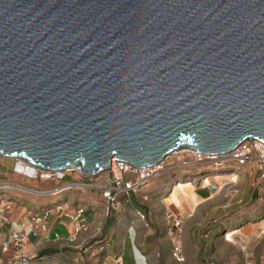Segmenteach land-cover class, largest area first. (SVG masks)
<instances>
[{
  "label": "water",
  "instance_id": "water-1",
  "mask_svg": "<svg viewBox=\"0 0 264 264\" xmlns=\"http://www.w3.org/2000/svg\"><path fill=\"white\" fill-rule=\"evenodd\" d=\"M264 145V0H0V156L95 175Z\"/></svg>",
  "mask_w": 264,
  "mask_h": 264
},
{
  "label": "crops",
  "instance_id": "crops-1",
  "mask_svg": "<svg viewBox=\"0 0 264 264\" xmlns=\"http://www.w3.org/2000/svg\"><path fill=\"white\" fill-rule=\"evenodd\" d=\"M6 159L0 156V181L18 180L12 173L16 161L9 170ZM44 184L42 188L48 185ZM176 186L147 187L130 193L120 198L119 204L107 215L104 214L106 203L96 191L62 192L45 197L11 193L8 198L17 202L7 213V223L0 227V241L8 238L10 223L26 228L29 214L58 206L61 210L49 216L46 231L25 239L23 250L37 257L31 264H114L116 256L120 257L121 264H257L264 248V225L261 224L264 196L258 201L254 191L247 188L235 198L224 194L229 198L220 201L219 192L206 194L202 191L203 185L196 192L191 188L193 198L176 192L174 202L171 197ZM79 207L84 209L83 228L76 234V241L91 244L104 239L106 243L103 250L93 255L67 246L72 225L60 212L69 213ZM137 213L143 215L142 220ZM168 213L179 220L177 228L166 218ZM174 246H178L179 260L173 255ZM8 254L0 252V264L6 262Z\"/></svg>",
  "mask_w": 264,
  "mask_h": 264
},
{
  "label": "built area",
  "instance_id": "built-area-1",
  "mask_svg": "<svg viewBox=\"0 0 264 264\" xmlns=\"http://www.w3.org/2000/svg\"><path fill=\"white\" fill-rule=\"evenodd\" d=\"M245 151H248L249 153L246 155L243 153ZM252 151H257L259 156L257 155L254 158L251 155ZM263 151H264V145L258 141L243 142L233 151L227 153L228 154L227 157H230L231 159L235 160L236 161L235 163L237 165H243V163L249 158V154H250L251 158L257 160L258 163H264V158H262L264 156ZM195 155L198 157V159L199 157H205L198 153H196ZM242 157H244V159H240ZM163 162L164 160H162V162H160V164L156 166L154 165L150 167L136 169L122 162H117L112 160L110 162L108 169L106 170L108 174V176L106 177V181L105 179L104 180L99 179L100 173H97L95 175H88L83 173L79 167L71 171L81 177L93 178L96 181L95 184H87L83 182L74 183V182H66V181L61 183L60 181L66 175L64 171H57V173L55 174L54 172L52 173V171L32 172V170H29L25 172L19 169L18 163H15L12 167V173L19 177L32 179V180L34 179L36 180L37 177H39L41 178L42 181L45 182L58 181L60 182V184L57 187L49 190L38 191V190H28L13 183H9V184L3 182L1 183L0 181V193L4 191H12L18 193L26 192V193H31L34 196L45 197V196L55 195V193H57L55 192L56 189H60L59 191H61L62 193V192H68L72 189L87 191L90 190L91 188H96L99 190L101 197L106 203L104 214L107 215L113 208H115L119 204L120 198H123L129 195L130 193L138 192L139 190L144 188V186L151 179V177H153L156 174L155 169L161 166ZM182 165H186V164H182ZM175 166H180V164L178 165L175 164ZM114 171L119 172L121 175L115 176L113 174ZM36 174L37 176L35 177ZM130 176H133V178L131 179L128 178ZM73 185L82 186L84 189L74 188ZM16 202H17L16 199H10L8 198V195L3 193L0 194V227L3 224L7 223V219H6L7 213L9 209L16 204ZM60 210L61 209L58 206H54L52 208L42 209L41 211H39V213L29 214L28 215L29 225L26 228L24 226H20L17 224L14 225L10 223L11 231L9 233L8 238L4 241H0L1 254L9 253L6 262H4L3 264H31L32 260H34L37 257L34 253L26 252L23 250L26 237L37 233L40 234L46 231L47 220L49 216L52 213L59 214ZM83 211L84 209L82 207H79L69 213L60 212V215L67 216L69 222L72 225L73 231L71 234L67 236L66 242H67V246L74 251H77L82 254L93 255L95 251L103 250V248L106 246V243L104 239L103 240L98 239L91 244H85L76 241V234L83 228V222L81 219ZM137 216L140 220L143 219L142 214L137 213ZM166 218L172 221V226L174 228H177L179 226L180 224L179 220L176 219L171 213H168ZM177 253H178V246H174L173 255L176 258V260H179V257L176 256ZM40 258L42 259L43 257ZM113 262L114 264H121L120 257L119 256L114 257ZM246 264H254V263L246 262ZM257 264H264V248L261 252Z\"/></svg>",
  "mask_w": 264,
  "mask_h": 264
},
{
  "label": "rangeland",
  "instance_id": "rangeland-1",
  "mask_svg": "<svg viewBox=\"0 0 264 264\" xmlns=\"http://www.w3.org/2000/svg\"><path fill=\"white\" fill-rule=\"evenodd\" d=\"M177 150L178 152H180L181 150L185 151L186 149L179 148ZM183 155H184L183 157H188L189 153L185 152L183 153ZM251 155L255 158L258 155V152L252 151ZM172 157L168 156L165 158L166 160H165V163H163L164 165H163L162 171H160L159 173H156L153 177H151V179L146 183L144 188L151 187L152 189L153 188L155 189L158 187H161V188L166 187L167 189H169V188H173L174 186H176V183L177 184L178 183H191L192 188H193L192 190L196 192L200 190V188L198 187L204 185V180H205L204 178L208 177L209 179L208 181H206L208 184L204 186V189L202 191L205 192L206 194L213 193L216 191L219 192L220 201L226 200L227 198H229L224 194H229L232 196V198H235L240 195L241 191L245 192L247 188L249 189L251 188L254 191V194H256V196L258 197V201H259L260 196H264V192L262 191L264 190V163H258L257 160L252 159L253 161L251 163L243 165V166L237 165L234 161H231L230 159H227L228 161L221 160L222 162L220 160L217 162L199 161L198 163L195 164V166H193L194 167L193 168L188 165H182L183 164L182 161L184 160V158L182 159V161L178 163L177 160ZM6 161H7V167L9 166V170H10L11 165L14 162V160L6 159ZM176 163L177 165L180 164V166H175ZM231 173H236L238 175L237 179L234 182L229 181V180H224L225 178L223 177L228 176ZM17 177H18V180L16 179V181H11V182L1 181V183L2 182L7 183V184L13 183V184H17L20 187L28 189V190L43 191V190H49V189L57 187L60 184V182L61 183L65 182L64 181L65 178L70 179L66 182H74V183L83 182L87 184H95L96 182L93 178H86V177H81V176H79V180H78L73 175V172L66 174L60 182L58 181L45 182V181H42L41 178L39 177H37L36 180L26 179V178H22L19 176ZM128 178L131 179L133 178V176H130ZM257 178H259V180H257ZM44 182L48 183V185L47 187L42 188L43 185H45ZM90 190L99 192V190L96 188H91ZM71 191H75L73 192L75 194L84 192V190H73V189L68 192H71ZM2 193L6 195L12 193L14 195L15 193H18V192L4 191ZM21 193H26V192H21ZM63 193H67V192H63ZM26 194H31V193H26ZM251 221H248V222H251ZM242 222H244V220ZM261 224L264 225V221H262ZM230 240H232V238H230Z\"/></svg>",
  "mask_w": 264,
  "mask_h": 264
},
{
  "label": "bare ground",
  "instance_id": "bare-ground-1",
  "mask_svg": "<svg viewBox=\"0 0 264 264\" xmlns=\"http://www.w3.org/2000/svg\"><path fill=\"white\" fill-rule=\"evenodd\" d=\"M181 149V148H180ZM182 149H186L185 151H183V150H179L180 152H178V150H175V151H173L170 155H168V156H173L172 158H174V159H176L177 160V162L179 163L180 161H182V159L184 158V160L182 161V163L183 164H186V165H188V166H191V167H193V166H195V164L196 163H198L199 161H210V162H217V161H219V160H227V159H230L231 161H234V162H236L235 160H233V159H231L230 157H227L228 156V154L226 153V154H222V155H217V156H206V155H202V156H205V157H199V159H198V157L195 155L197 152H195V151H192V150H190V149H188V148H185V147H182ZM178 153H177V152ZM175 152V153H174ZM185 152H187V153H189V156L188 157H183L184 155H183V153H185ZM244 154H248L249 152L248 151H245V152H243ZM263 153H264V151H263ZM168 156H166V157H168ZM197 157V158H196ZM224 158H226V159H224ZM262 158H264V156L262 157ZM238 159V158H237ZM240 159H244V157H242V158H240ZM239 159V160H240ZM16 160V163H18V167H19V169H21V170H23V171H25V172H27V171H29V170H32V172L33 171H41V172H44L45 170H41V169H38V168H35L34 166H31L30 164H28L27 162H25V161H23V160H20V159H15ZM164 160V162L163 163H165V158L163 159ZM112 161V160H111ZM245 161V160H244ZM253 160H252V158H251V156H250V154H249V158L243 163V165H246V164H249V163H251ZM162 162V161H161ZM238 162V161H237ZM161 164V166H159L158 168H156L155 169V173H159L160 171H162V169H163V165L164 164ZM160 164V162L159 163H157L156 165H159ZM177 164V163H176ZM155 165V166H156ZM243 165H239V166H243ZM28 166V167H27ZM154 166V165H153ZM194 168V167H193ZM72 170H75V169H66V170H63L66 174H69ZM54 172V174L55 173H57V171H52V173ZM61 173H63V172H61ZM113 174L115 175V176H118V175H121L119 172H113ZM73 175L79 180V176L77 175V174H75V173H73ZM100 176H99V179L100 180H104L105 179V181H106V177L108 176V174H107V171L105 170V171H102V172H100V174H99ZM37 176V174L35 175V177ZM205 177V176H204ZM237 177H238V175L236 174V173H231V174H229L228 176H224L223 178H225L224 180H229V181H232V182H234L236 179H237ZM205 180H204V185H206V184H208L207 182H206V180H208V177H205L204 178ZM74 186V188H82V189H84L82 186H78V185H73ZM191 183H178L177 184V186H176V189H175V192L172 194V200L175 202L176 200H175V196H174V194H176V192H179V193H182V194H186V195H190L192 198L194 197L193 196V193H192V191H191ZM193 189V188H192ZM60 189H56V191L55 192H57V193H55V195L56 194H59V193H61V191H59ZM67 191V190H66ZM59 192V193H58ZM174 196V197H173ZM228 236H229V234H228ZM227 236V237H228ZM230 237V236H229Z\"/></svg>",
  "mask_w": 264,
  "mask_h": 264
}]
</instances>
